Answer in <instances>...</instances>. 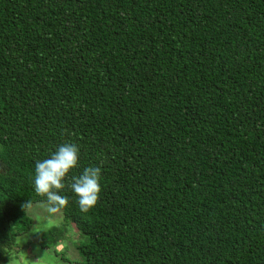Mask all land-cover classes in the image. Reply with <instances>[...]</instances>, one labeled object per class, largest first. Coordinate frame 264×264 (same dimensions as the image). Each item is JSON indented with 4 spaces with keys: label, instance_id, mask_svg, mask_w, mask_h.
Wrapping results in <instances>:
<instances>
[{
    "label": "trees",
    "instance_id": "1",
    "mask_svg": "<svg viewBox=\"0 0 264 264\" xmlns=\"http://www.w3.org/2000/svg\"><path fill=\"white\" fill-rule=\"evenodd\" d=\"M64 143L81 264H264V0H0V264Z\"/></svg>",
    "mask_w": 264,
    "mask_h": 264
},
{
    "label": "clouds",
    "instance_id": "2",
    "mask_svg": "<svg viewBox=\"0 0 264 264\" xmlns=\"http://www.w3.org/2000/svg\"><path fill=\"white\" fill-rule=\"evenodd\" d=\"M78 161V145L64 143L50 158L35 163L34 192L37 196L46 198L51 205L50 212L68 204V198L60 195V192L65 188V179L71 170L77 168ZM101 171L100 166H89L82 174L71 178L69 187L82 213H88L99 200ZM22 207L25 209L31 205L26 203Z\"/></svg>",
    "mask_w": 264,
    "mask_h": 264
},
{
    "label": "rangeland",
    "instance_id": "3",
    "mask_svg": "<svg viewBox=\"0 0 264 264\" xmlns=\"http://www.w3.org/2000/svg\"><path fill=\"white\" fill-rule=\"evenodd\" d=\"M49 208L45 203H36L26 209L32 226L29 231L15 237L4 264H81V256L75 245L86 241V237L64 219L61 210L50 212ZM51 228L61 230V240L43 246L45 242L41 236Z\"/></svg>",
    "mask_w": 264,
    "mask_h": 264
}]
</instances>
